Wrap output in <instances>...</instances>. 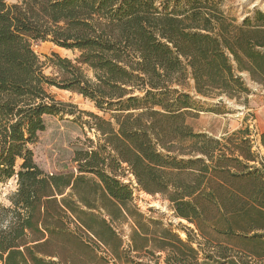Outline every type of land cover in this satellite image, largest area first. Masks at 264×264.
Listing matches in <instances>:
<instances>
[{
  "label": "trees",
  "instance_id": "trees-1",
  "mask_svg": "<svg viewBox=\"0 0 264 264\" xmlns=\"http://www.w3.org/2000/svg\"><path fill=\"white\" fill-rule=\"evenodd\" d=\"M223 1L0 0V183L17 185L0 203V264H136L130 252L154 264H264V158L250 130L194 131L188 118L203 110L174 87L189 75L197 94L232 99L248 92L239 72L264 83V13L238 22ZM38 41L76 55L41 61ZM47 86L109 114L85 112L97 141L74 152L75 172L34 160L44 117L73 114ZM126 174L193 226L184 239L139 211Z\"/></svg>",
  "mask_w": 264,
  "mask_h": 264
},
{
  "label": "rangeland",
  "instance_id": "rangeland-1",
  "mask_svg": "<svg viewBox=\"0 0 264 264\" xmlns=\"http://www.w3.org/2000/svg\"><path fill=\"white\" fill-rule=\"evenodd\" d=\"M21 0H5L6 4L12 5ZM222 8L229 16H233L240 22L252 10H260L264 13V0H224ZM32 48L41 61H46L52 53L61 57L74 58L76 52L59 47L51 41L32 42ZM50 66L44 68L47 75H54ZM248 92L241 93L235 98L211 94L203 96L197 94L193 79L188 75L182 85H174L178 90L189 94L202 108L194 118H188V123L196 132L206 133L209 136L219 138L232 133L235 130L248 127L250 137L253 139L254 151L264 158L262 147L257 146L259 135L264 132V83L253 81L247 72H239ZM47 92L57 101L65 104L66 111L73 114L62 113L47 115L44 117L45 129L38 133L37 141L32 146L36 164L46 173L63 174L76 171L73 161L74 152L90 145V141H97L94 129H89L85 121L90 120L85 112L109 118V114L99 111L92 101L68 90L59 89L55 86H47ZM209 110V111H205ZM129 184L133 191L132 203L146 216L152 215L161 218L164 223H169L181 238H185L186 227H193L186 221L177 218L167 200L159 194H149L140 190L129 174L121 178ZM16 179L11 178L0 183V203L9 205V197L16 191ZM119 230L127 239L129 222L116 223ZM127 259L134 263L154 264L153 256H142L130 252ZM161 261V260H160ZM159 261V262H160ZM118 264L125 263L124 260ZM162 264V263H161Z\"/></svg>",
  "mask_w": 264,
  "mask_h": 264
}]
</instances>
